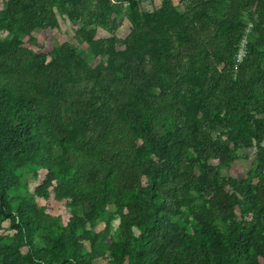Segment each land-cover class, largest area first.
I'll return each mask as SVG.
<instances>
[{
    "label": "trees",
    "instance_id": "1",
    "mask_svg": "<svg viewBox=\"0 0 264 264\" xmlns=\"http://www.w3.org/2000/svg\"><path fill=\"white\" fill-rule=\"evenodd\" d=\"M2 1L0 230L9 219L14 236L0 233V264H264V33L232 67L243 11L255 6L264 32V0L187 13L170 0ZM56 13L106 62L66 41L49 61L24 47ZM195 20L213 33L184 57ZM252 146L253 176L220 170Z\"/></svg>",
    "mask_w": 264,
    "mask_h": 264
},
{
    "label": "rangeland",
    "instance_id": "2",
    "mask_svg": "<svg viewBox=\"0 0 264 264\" xmlns=\"http://www.w3.org/2000/svg\"><path fill=\"white\" fill-rule=\"evenodd\" d=\"M172 4L176 5L178 10L183 13H187L191 10L192 7L197 6L198 0H170ZM162 0H139V7L141 10H152L157 8L161 4ZM126 4V2H124ZM3 6V1L0 0V8ZM125 10L123 9L118 13V20L120 25L117 29L119 36L123 37L130 30V24L128 19L125 16ZM242 19L244 21V27L241 31V34L236 40V49L235 56L233 59V72L238 71L239 66L245 59H251V53L246 52L252 46H256L260 40L261 35L264 33L261 31L254 22L257 19L258 9L253 6V8H248L243 11ZM208 16V15H207ZM264 17V15H262ZM57 25L54 27H42L36 28L33 32L32 39H25L23 46L27 49L32 50L33 52H43L46 55V60L49 61L53 57V46L60 45L63 41L68 42L70 45L76 47V51L80 57H82L88 64L94 66L99 63H105L106 57L95 54L91 49L90 45L87 42L79 43L78 39L74 36L75 27L68 21L65 15L56 13ZM196 22V20H195ZM207 26H200L196 22L195 31H191L190 36H187L182 41L180 46L184 50L182 56L186 57L187 53L194 48L196 43L207 42L210 38L212 32L211 21H207ZM87 30V29H86ZM102 29L97 31V34H101ZM8 35L6 31L1 32L0 38H4ZM181 41V38H180ZM259 47V46H258ZM257 48V47H256ZM182 57V58H184ZM179 59V58H178ZM240 63V64H239ZM239 158L235 159L230 163V165H221L220 170L228 176L233 177H244L248 175H254L253 169L256 162L255 155V146L249 148H243L238 150ZM216 162V160H213ZM32 173L28 170H25L22 182H26L28 179H32ZM24 189L21 190L23 192ZM45 202L44 200H40ZM49 211L55 216L60 218H67L72 214V211L69 208L63 207L60 203L51 200L49 202ZM9 219H4L2 221V229L0 233L7 236V240L10 241L14 236V230L9 225ZM23 250H26V247H22ZM95 264H105L104 260H96Z\"/></svg>",
    "mask_w": 264,
    "mask_h": 264
}]
</instances>
